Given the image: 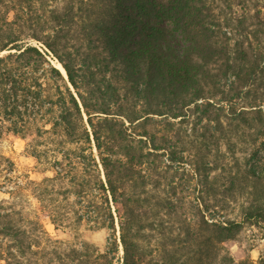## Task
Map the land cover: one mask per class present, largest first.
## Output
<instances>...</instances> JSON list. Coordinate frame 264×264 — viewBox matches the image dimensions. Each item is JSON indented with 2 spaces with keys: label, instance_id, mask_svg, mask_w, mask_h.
I'll return each mask as SVG.
<instances>
[{
  "label": "trees",
  "instance_id": "16d2710c",
  "mask_svg": "<svg viewBox=\"0 0 264 264\" xmlns=\"http://www.w3.org/2000/svg\"><path fill=\"white\" fill-rule=\"evenodd\" d=\"M54 1L0 0V135L70 145L53 171L70 173L81 219L112 232L71 261L231 264L223 243L264 228V138L225 176L224 192L247 194L240 220L210 210L211 173L227 169L222 144L264 125V15L247 24L231 0ZM14 218L0 203V264L30 250Z\"/></svg>",
  "mask_w": 264,
  "mask_h": 264
},
{
  "label": "rangeland",
  "instance_id": "374dc122",
  "mask_svg": "<svg viewBox=\"0 0 264 264\" xmlns=\"http://www.w3.org/2000/svg\"><path fill=\"white\" fill-rule=\"evenodd\" d=\"M230 4L235 10L242 8L247 24L257 22V13L264 15V0H231ZM48 59L56 67L59 64L52 55ZM263 133L264 125L246 128L231 137L227 145H221L227 169L212 171L213 185L219 194L209 197V204H214L210 210L216 212V219L240 220L247 194H238V186L233 194L224 192L225 176L227 172L234 174L237 167L242 171L249 159L250 143L259 144ZM55 143L46 137L0 135V203L14 214L17 225L26 231L31 243L30 250L20 257V264H77L76 259L71 261L72 249L88 243L103 250L112 234L108 228H92L81 219L82 214L86 216V202L70 192V173L56 175L53 171L55 160L63 162L61 153L70 145ZM118 234L115 224L117 241ZM118 249L121 256V246ZM222 253L230 258L231 264L241 261L264 264V228L244 224L233 239L223 243Z\"/></svg>",
  "mask_w": 264,
  "mask_h": 264
},
{
  "label": "bare ground",
  "instance_id": "6f19581e",
  "mask_svg": "<svg viewBox=\"0 0 264 264\" xmlns=\"http://www.w3.org/2000/svg\"><path fill=\"white\" fill-rule=\"evenodd\" d=\"M57 67L60 68V70L63 71L62 67L60 66V64H57Z\"/></svg>",
  "mask_w": 264,
  "mask_h": 264
},
{
  "label": "water",
  "instance_id": "95a60500",
  "mask_svg": "<svg viewBox=\"0 0 264 264\" xmlns=\"http://www.w3.org/2000/svg\"><path fill=\"white\" fill-rule=\"evenodd\" d=\"M60 64V63H59ZM61 65V64H60ZM62 67V66H61ZM63 68V67H62ZM63 75L65 76V78H66V73H65V71H64V69H63Z\"/></svg>",
  "mask_w": 264,
  "mask_h": 264
}]
</instances>
